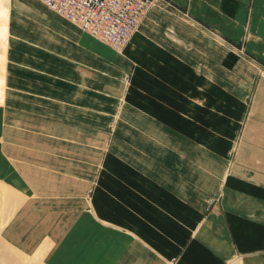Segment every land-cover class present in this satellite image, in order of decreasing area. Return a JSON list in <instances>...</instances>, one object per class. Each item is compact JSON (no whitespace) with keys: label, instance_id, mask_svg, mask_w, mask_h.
Segmentation results:
<instances>
[{"label":"crops","instance_id":"obj_1","mask_svg":"<svg viewBox=\"0 0 264 264\" xmlns=\"http://www.w3.org/2000/svg\"><path fill=\"white\" fill-rule=\"evenodd\" d=\"M6 1L7 18L18 15L22 28L6 23L2 98L13 111L26 107L28 135L44 139L28 142L17 170L64 214L74 205L76 218L86 217L71 260L264 264V117L247 125L228 170L241 99L227 86L226 46L205 30L225 34L227 6L242 4L171 0L201 26L152 5L116 50L43 0Z\"/></svg>","mask_w":264,"mask_h":264},{"label":"rangeland","instance_id":"obj_2","mask_svg":"<svg viewBox=\"0 0 264 264\" xmlns=\"http://www.w3.org/2000/svg\"><path fill=\"white\" fill-rule=\"evenodd\" d=\"M237 1L238 5L242 4V11L235 12V9L227 6L225 34L213 26L205 28L212 38L226 46L229 65L227 86L229 89H236L235 95L241 99L240 113L236 116L235 123H231L229 145L226 149L228 170L233 164L234 154L242 143L247 125L254 121L261 110V115L264 117V0H243L242 3L240 0ZM6 2L0 0V24L8 23L9 29L19 32L22 22L17 20L20 19L18 15L15 16V20L7 18ZM158 5L173 8L187 20L194 19L191 13L180 10L171 0H162ZM194 20L197 25H204L201 21ZM6 35L10 36L9 33ZM4 43L5 40L0 38V264H76V261L71 260L74 248H78L76 244L78 227L76 230L75 227H82L86 217L82 218L78 213L76 218L74 205L68 208L69 213L64 214L63 205L50 201L53 197L45 198L40 195L27 184L22 172L17 170L18 167L27 165L20 159L27 158L28 151L25 146L28 142L29 146L34 148L42 146L44 139L33 137L32 132L28 135L24 122L28 114L26 107H23L22 112L21 107L15 105L16 111H13L10 107L9 109L6 107V102L2 98L3 84H6L2 76L3 63L7 61L6 54L9 53L8 46ZM26 50L24 48V51ZM5 76L6 78L9 76L7 72ZM13 76L24 80L28 78L15 73ZM124 76L128 80L129 73H124ZM30 84L35 83L30 81ZM38 85H42L41 81H38ZM54 89L59 91V87ZM20 93L23 95L24 91ZM227 96L231 97L230 94ZM229 97L226 100L228 109L238 110L234 100ZM119 98L117 104L121 102ZM22 99L23 103L33 102L25 97ZM47 109L55 110L52 105ZM113 123L112 120L110 129ZM20 148L22 151L19 150ZM30 158L36 160L35 164L42 160V156L38 155H31ZM10 173H14V179L8 177ZM89 192L90 188L83 195L86 201ZM43 199L47 200L44 202ZM80 210H82L80 213L86 212V206H82ZM228 264H236V262L230 261Z\"/></svg>","mask_w":264,"mask_h":264},{"label":"built area","instance_id":"obj_3","mask_svg":"<svg viewBox=\"0 0 264 264\" xmlns=\"http://www.w3.org/2000/svg\"><path fill=\"white\" fill-rule=\"evenodd\" d=\"M82 30L118 49L125 44L139 19L162 0H43Z\"/></svg>","mask_w":264,"mask_h":264},{"label":"bare ground","instance_id":"obj_4","mask_svg":"<svg viewBox=\"0 0 264 264\" xmlns=\"http://www.w3.org/2000/svg\"><path fill=\"white\" fill-rule=\"evenodd\" d=\"M7 33V25L5 23L0 24V38L5 40Z\"/></svg>","mask_w":264,"mask_h":264}]
</instances>
